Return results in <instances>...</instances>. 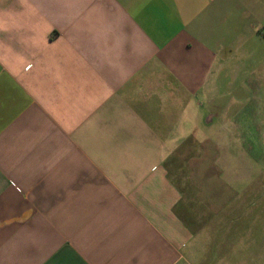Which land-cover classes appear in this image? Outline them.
<instances>
[{
	"label": "crops",
	"instance_id": "obj_1",
	"mask_svg": "<svg viewBox=\"0 0 264 264\" xmlns=\"http://www.w3.org/2000/svg\"><path fill=\"white\" fill-rule=\"evenodd\" d=\"M0 264H264V0H0Z\"/></svg>",
	"mask_w": 264,
	"mask_h": 264
}]
</instances>
